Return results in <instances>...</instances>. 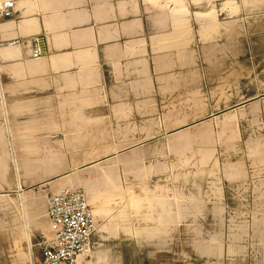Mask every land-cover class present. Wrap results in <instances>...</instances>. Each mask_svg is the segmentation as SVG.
I'll list each match as a JSON object with an SVG mask.
<instances>
[{"label":"crops","instance_id":"0c3cea01","mask_svg":"<svg viewBox=\"0 0 264 264\" xmlns=\"http://www.w3.org/2000/svg\"><path fill=\"white\" fill-rule=\"evenodd\" d=\"M116 156L168 178L86 195L77 264H264V0H0V264H41L46 198Z\"/></svg>","mask_w":264,"mask_h":264},{"label":"built area","instance_id":"2783aa9c","mask_svg":"<svg viewBox=\"0 0 264 264\" xmlns=\"http://www.w3.org/2000/svg\"><path fill=\"white\" fill-rule=\"evenodd\" d=\"M14 7L6 1L3 14L8 17ZM33 57L41 56V38H33ZM46 218L50 232L41 234V264H77L94 234L96 223L86 194L81 189L61 187L47 198Z\"/></svg>","mask_w":264,"mask_h":264},{"label":"rangeland","instance_id":"374dc122","mask_svg":"<svg viewBox=\"0 0 264 264\" xmlns=\"http://www.w3.org/2000/svg\"><path fill=\"white\" fill-rule=\"evenodd\" d=\"M121 160L120 156H116L112 160L106 161V164H108L110 167L95 177V186H87L86 183H84V186L81 188H75L84 191L89 201H91L97 209L99 213L98 215L105 214L107 216H112L114 213L120 210V207H122L123 210L126 209L127 211H134L135 203L133 200H135L136 195L138 196L149 193L152 189L150 186L152 181L154 185H156L157 182L164 183L168 178V172L166 170L162 172L158 171L160 174L150 177H146V175L141 176L142 172H137L138 175H136L135 170H119L118 167ZM156 162L157 160L155 159L152 161L149 159L148 166L155 165ZM172 173L173 170H171L170 176H172ZM152 178L153 180H151ZM47 198L45 201V206L47 203ZM42 206L44 207L43 204ZM42 206L41 209L43 208ZM17 209H23V203L18 202ZM4 238L5 235L1 233L0 229V239L2 240ZM6 242L7 241L5 240L3 243L6 244ZM8 244H6L5 247H8ZM90 250L91 246H89L87 249V255H89ZM119 253L120 252L115 251L109 252V262H111L110 259L114 260L115 258H118ZM87 259L90 260L91 257L88 256ZM96 261L97 259L93 262V264H103V262L99 263Z\"/></svg>","mask_w":264,"mask_h":264}]
</instances>
